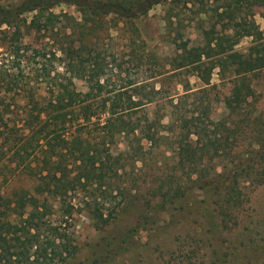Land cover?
Listing matches in <instances>:
<instances>
[{"label": "trees", "instance_id": "trees-1", "mask_svg": "<svg viewBox=\"0 0 264 264\" xmlns=\"http://www.w3.org/2000/svg\"><path fill=\"white\" fill-rule=\"evenodd\" d=\"M62 5L76 7L81 21L54 11ZM160 5L167 8V28L181 23L179 12L183 8H194L202 21H212L204 32L203 45L190 47L181 40L169 65L174 71L197 75L206 85H210L215 69L223 77L234 69L225 109L229 117L243 119L233 120V130L221 122L212 123L215 128L210 131L199 126L195 116L188 119L180 101L188 94L177 104L171 102L176 119L169 125L163 123L164 115L150 114L148 107L154 100L142 96L144 86H137L136 94L127 99L124 92L113 94L109 88L114 74L123 73L120 46L145 48L138 22ZM254 8H264V0H20L0 5V56L6 55L14 72L2 71L6 61L2 57L0 83L6 82V94L24 83L20 92L16 91L21 99H14L12 104L16 110L22 108L21 112L14 114L12 106L1 100L0 154L15 165V175L25 174L34 184L31 189L9 193L0 186V264H64L76 256L78 247L70 232L74 207L67 203V197L80 194L79 186L86 184L101 188L107 178L126 172L129 166L141 164L142 172L147 146L170 147L174 172L180 173L174 180L167 179L163 166L157 163L147 193L152 200H161L160 207L180 200L195 187H217L221 183L226 186L225 194L239 202V178L245 175V180L248 177L253 181L258 178H252L254 165L264 164V120L252 123L246 112L249 99L256 95L248 75L264 69V32L249 20L254 17ZM28 14H33L30 20L24 18ZM32 35L40 48L25 44L24 39ZM244 38H251L252 46L246 54L235 52ZM37 59L40 69L34 80L22 65ZM183 87L186 93L191 91L189 82ZM152 92L160 94V89L153 88ZM248 123L252 128L251 146L259 147L253 149L254 157L233 174L215 171L208 177L201 164L206 155L219 154L224 144L221 129L231 131L228 137H238ZM169 135H175L176 141L169 143ZM119 138L125 150L115 155L112 146ZM73 171L76 175L70 178ZM260 181L258 178L257 183ZM102 193V202L90 210L98 228L114 219V208L107 216L102 209L111 205L114 193L121 190L106 188Z\"/></svg>", "mask_w": 264, "mask_h": 264}, {"label": "rangeland", "instance_id": "rangeland-1", "mask_svg": "<svg viewBox=\"0 0 264 264\" xmlns=\"http://www.w3.org/2000/svg\"><path fill=\"white\" fill-rule=\"evenodd\" d=\"M19 1L0 0V5L8 6ZM166 9L163 5L156 6L146 18L138 22L145 42L144 49L136 47L130 50L120 46V51L123 50V73L114 74L109 88L113 94L124 92L122 94L127 99L136 94L137 86H144L142 96H152L154 100L148 107L150 114L164 115L163 123L169 125L176 119L171 102L177 104L182 96L188 94L180 100L188 119L195 116L199 120V126L203 129L208 127L210 131L221 122L233 130V120L243 119L238 116L229 117L225 109V100L233 88L231 78L234 76V69L224 77L219 69H215L210 85H206L197 75L184 70L174 71V67L169 65L176 57V49L181 40L189 43L190 47L203 45L204 32L210 29L212 21H202L194 8H183L178 10L181 23L173 29L167 28L164 20ZM54 11L67 13L76 21H81V14L74 6L62 5ZM253 12L254 17L249 20H254L264 32V8H254ZM32 16L33 14H28L24 18L30 20ZM24 41L33 49L41 47L34 35L26 37ZM251 46L252 39L244 38L236 46L235 52L246 54ZM0 58L5 62L2 71L12 75L14 72L6 55ZM37 62L38 59L22 65L25 73L34 80L40 69ZM248 78L256 94L249 99L246 108L247 116L253 123L255 120H264V69L249 74ZM23 79L26 82L27 75ZM188 82L191 91L186 93L183 86ZM22 84L24 83H20L19 88H22ZM5 85L4 81L0 83V106L4 98L5 104L12 106L14 114L21 112L22 108L16 110L12 105L14 99H21L20 93L16 94L19 88L6 94ZM32 85L41 93L34 81ZM81 85L78 84L80 89ZM153 88L160 89V94H154ZM22 104L23 101L20 106ZM243 127L245 130L237 134L238 137H228L231 131L221 129L224 144L220 146L219 154L206 155L201 164V169L207 172L205 174L208 177L214 175L215 171L222 173L225 170L227 174H233L237 168L244 167V161L254 157L253 149L259 147L251 146L250 124H244ZM255 127L256 125L253 126ZM209 132L206 134L207 138L210 136ZM225 137L227 141H224ZM169 138V143L176 141L175 135H169ZM192 139L197 140L195 136ZM204 140L207 141L203 138ZM112 150L115 155L125 150L122 138L117 139ZM168 150L172 149L166 145L161 148L147 146V162L142 172L141 164H137L136 168L129 166L126 172L119 171L118 175L107 178L101 188L100 185L90 183L79 186L80 194H69L66 201L74 207L70 232L78 251L76 256L64 264H264V164L254 165V173L262 176L254 174L252 178H261L259 183L258 178L253 181L248 177L246 181L245 175L239 178L241 185L238 203L225 194L226 186L221 183L217 187H195L180 200L167 203L163 208L159 206L161 200H152L147 192L153 181L150 175L156 171L158 162L163 166L167 176L165 178L174 180V176L180 174L174 172L170 158L172 154ZM14 166L0 154V186L3 190L9 193L20 188H33L34 184L27 181L25 174L15 175ZM69 175L73 178L76 173L73 171ZM193 178H196L195 175ZM220 181L223 182V179ZM106 188L120 189L121 193H114L116 197L109 198L113 203L104 205L105 209H102L107 216L114 208V219L109 225L98 228L90 217V210L95 208V204L102 202V192ZM55 206L58 207L57 204Z\"/></svg>", "mask_w": 264, "mask_h": 264}]
</instances>
